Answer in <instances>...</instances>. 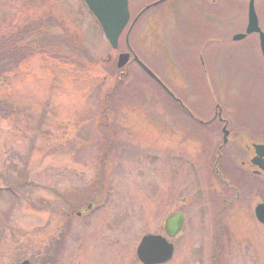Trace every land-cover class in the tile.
Segmentation results:
<instances>
[{
	"label": "rangeland",
	"instance_id": "1",
	"mask_svg": "<svg viewBox=\"0 0 264 264\" xmlns=\"http://www.w3.org/2000/svg\"><path fill=\"white\" fill-rule=\"evenodd\" d=\"M191 1L197 4L180 0L165 19L131 12L112 49L80 0H0V34L20 36L42 19L51 22V36L77 44L74 51L62 41L53 44L58 51L24 52L0 76V264H47L52 257V264H140V236L156 231L172 207L185 210L186 231L207 232L209 219L193 217L197 204L187 189L215 183L222 124L227 136L264 142V63L255 35L231 39L243 31L244 12L229 23L226 0ZM254 6L264 32V0ZM129 49V60L131 53L140 58L196 117L211 118L208 130L135 62L116 68L117 53ZM233 147L221 149L218 166L238 157L241 143ZM236 174L240 194L226 197L232 202L222 213L220 264H264V223L252 210L264 202V175H254L250 188L252 181ZM90 182L106 185L99 191L105 198L88 214L67 216L68 197L87 194ZM173 188L184 204L167 198ZM178 254L189 264L186 248Z\"/></svg>",
	"mask_w": 264,
	"mask_h": 264
},
{
	"label": "flooded vegetation",
	"instance_id": "2",
	"mask_svg": "<svg viewBox=\"0 0 264 264\" xmlns=\"http://www.w3.org/2000/svg\"><path fill=\"white\" fill-rule=\"evenodd\" d=\"M179 1L180 0H127V10L129 16L131 12H134L133 14L134 16H136L139 13V17H141L143 14L146 13H150V14L152 13V14L162 15V17L165 19L171 14L172 15L176 14L178 8L177 3ZM248 1L249 0H226L225 4H223L225 5L224 9H225L226 17L229 15H233V18L228 19L230 21L229 23H236V18L239 15H241L242 12H244L245 22L244 25L242 26L243 30L245 29L246 21H247ZM188 2L192 4H197L191 0H188ZM208 2L210 5L212 4L213 1L208 0ZM239 4L241 5V7H238ZM243 4H244V10H242ZM200 5L206 6L204 4H200ZM253 5H254V0H253ZM226 9H231V10H226ZM226 17L222 20L224 23L226 21ZM127 25L128 22L126 26ZM126 26L124 27V29L126 28ZM251 34L255 35L256 38H258L257 33H251ZM257 44H258V40H257ZM160 88L163 90L162 87ZM174 96L178 98L175 94ZM171 98L175 102V104H177L182 109L185 115L190 118L192 122L197 124V126L200 127L204 132L208 130L209 128L208 124L209 122H211V118L210 119L198 118L192 113L191 109H189L181 99L178 98L182 102V104H180L177 100H175V98L173 97ZM216 115L217 112L215 111L213 113V116L215 117ZM222 126L223 124L219 126L220 130ZM219 139H220L219 143L215 148L216 155L214 157L211 166L212 171L210 170L212 172L211 176L215 180V183L214 182L194 183L190 189H187L189 193L188 198H191L192 206L193 204H197V207L194 210L193 217L195 216V212H196V217L199 221L202 222L203 220L207 221L209 219L207 232L204 235H201L199 231L200 228L199 226H198L199 233L197 232V234L194 230L188 229L186 231L185 223L187 221V216L185 210L182 209L181 207H177L175 209H172L173 208L172 207L171 211L164 216L160 226L157 228L156 231H154L155 233L166 237V239H168V241L172 244V249H173L172 257L169 261L176 258L177 262L179 261L181 264L183 258L178 253L180 249L186 248L188 252V257L190 259L189 264H220L223 257L222 246H221V237L223 232L222 213L224 212L225 208H227V204H230L232 202L231 200L227 201L226 197L228 195V192L234 193L235 197L239 196L240 194L239 187L241 184H238L237 182L233 181L232 179L233 172L234 170H236L237 174L235 175V177L237 178L242 177L241 175H245V178L247 180L252 181L251 186L249 185L250 188L254 187V175L255 176L264 175V172L262 171L257 172L258 169L254 165V149L252 147V143H254L253 138L243 139L242 136L241 138H237L235 137V134L233 135L229 134L224 142H222L221 137ZM233 139H237V140H233ZM187 140H188L187 138L183 139L184 142ZM239 142L241 143V148L239 150L238 157L237 155L235 156L237 160L234 157L233 159L231 158L228 159L230 166H232V164L236 166L233 167L235 169L232 170V168L229 166V163L227 161H221V164L218 166L219 163L218 161L220 160V157L222 155L221 149L229 143L231 147H233V145L234 147H237L239 146ZM176 157L177 156L175 155L172 158L177 159ZM157 184L158 185L156 189L157 191H159L158 193H161L163 191L162 188H160L161 182ZM85 186H86L87 194H83L82 196H79V198L76 195V201L80 204H78L77 208L74 209L69 210L65 208L64 212L66 213L67 216L70 214H74L75 216H83L86 213L88 214L92 206L95 204L94 201H99V198L103 199L101 198L103 192H99V191L100 190L103 191V189H105L104 188V186H106L105 184H97L90 182L88 184H85ZM172 190L175 191L174 197L173 195H171L170 197V195L167 194V196H169L167 198L168 199L170 198V202L172 203V205L174 203L184 204L186 198H184V196H181L180 199L178 200L179 198L177 196L178 189L173 188ZM89 193L92 196H90ZM102 196H104L105 198L106 195L103 194ZM100 202L104 204V200H100ZM175 213L181 214L182 222L180 224V227H178L176 231H173L174 232L173 235H168V232L164 228V220L167 216ZM211 219H213L212 225H211ZM196 240H198L197 244H196Z\"/></svg>",
	"mask_w": 264,
	"mask_h": 264
},
{
	"label": "water",
	"instance_id": "3",
	"mask_svg": "<svg viewBox=\"0 0 264 264\" xmlns=\"http://www.w3.org/2000/svg\"><path fill=\"white\" fill-rule=\"evenodd\" d=\"M88 9L98 21L100 28L112 48L117 45V38L124 25L128 20L126 8V0H84ZM256 32L258 33L259 48L264 61V34L260 30L257 23V16L253 8V0H249L247 9V25L242 33H237L232 36L233 39H241L245 34ZM129 52H122L117 55L115 65L117 68L123 67L129 58ZM132 60L152 79L160 84L168 93L170 91L162 84L158 77L134 54ZM171 94V93H170ZM223 139L226 138L227 130L222 128ZM254 165L257 167V172H264V143H254ZM254 214L257 220L264 223V203H258L254 207ZM181 216L172 214L165 219V230L169 235H173L181 224ZM136 256L142 264H160L170 259L172 255V245L165 238L156 234L143 235L137 246ZM19 264H28L27 260H23Z\"/></svg>",
	"mask_w": 264,
	"mask_h": 264
},
{
	"label": "trees",
	"instance_id": "4",
	"mask_svg": "<svg viewBox=\"0 0 264 264\" xmlns=\"http://www.w3.org/2000/svg\"><path fill=\"white\" fill-rule=\"evenodd\" d=\"M50 23V21L46 23V21H42V19H37L33 24L21 28L18 31L20 36L17 35L16 37L15 34L17 32L11 29L0 34V76L8 71L11 66L14 67L17 64L18 57L24 52L37 54L36 52L41 53L40 51L42 50L58 51L60 49H57L53 44H59L62 43V41L65 43L68 41V51H74L77 48V44H75L76 42L71 38L64 39V37L60 35H57L56 38L51 36L49 30L52 24ZM23 40H26L23 44H17ZM21 57H23V55ZM71 205L69 204V207H71ZM53 260L52 257V259L47 260L46 263L52 264Z\"/></svg>",
	"mask_w": 264,
	"mask_h": 264
},
{
	"label": "bare ground",
	"instance_id": "5",
	"mask_svg": "<svg viewBox=\"0 0 264 264\" xmlns=\"http://www.w3.org/2000/svg\"><path fill=\"white\" fill-rule=\"evenodd\" d=\"M128 21V20H127ZM127 23V22H126ZM257 23H258V19H257ZM126 25V24H125ZM124 25V26H125ZM124 28V27H123ZM242 136V138L243 139H245V138H248V139H251V138H249V137H246V136H244V135H241ZM254 139V138H253ZM263 141H256V142H254V143H262ZM254 143H252V145L254 144Z\"/></svg>",
	"mask_w": 264,
	"mask_h": 264
}]
</instances>
